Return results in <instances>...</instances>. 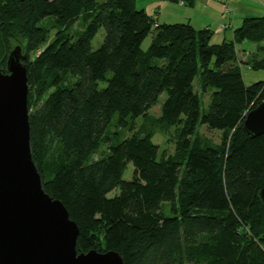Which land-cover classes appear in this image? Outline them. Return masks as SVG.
I'll return each instance as SVG.
<instances>
[{
    "label": "trees",
    "instance_id": "obj_1",
    "mask_svg": "<svg viewBox=\"0 0 264 264\" xmlns=\"http://www.w3.org/2000/svg\"><path fill=\"white\" fill-rule=\"evenodd\" d=\"M213 36L159 24L137 0H0V67L7 73L13 43L24 44L32 158L45 192L79 227L78 253L116 251L124 264H264V134L244 129L264 82L246 85L241 69L264 70V16L245 18L231 42ZM244 42L258 48L240 62ZM140 117L149 126L137 128ZM161 128H175L171 154L154 142Z\"/></svg>",
    "mask_w": 264,
    "mask_h": 264
},
{
    "label": "water",
    "instance_id": "obj_2",
    "mask_svg": "<svg viewBox=\"0 0 264 264\" xmlns=\"http://www.w3.org/2000/svg\"><path fill=\"white\" fill-rule=\"evenodd\" d=\"M26 61L17 47L7 73L0 67V264H124L116 251L78 253V225L43 189L31 153ZM244 129L264 134V102ZM260 197L264 203V188Z\"/></svg>",
    "mask_w": 264,
    "mask_h": 264
},
{
    "label": "crops",
    "instance_id": "obj_3",
    "mask_svg": "<svg viewBox=\"0 0 264 264\" xmlns=\"http://www.w3.org/2000/svg\"><path fill=\"white\" fill-rule=\"evenodd\" d=\"M137 2L141 5L140 9H144L159 24L180 21L190 23L198 30L211 29L214 32L212 43L214 39L218 43L233 41L235 30L245 18L264 16V0H196L192 7L165 0ZM227 8L231 10L230 14L226 13Z\"/></svg>",
    "mask_w": 264,
    "mask_h": 264
},
{
    "label": "rangeland",
    "instance_id": "obj_4",
    "mask_svg": "<svg viewBox=\"0 0 264 264\" xmlns=\"http://www.w3.org/2000/svg\"><path fill=\"white\" fill-rule=\"evenodd\" d=\"M97 2H105L107 0H96ZM143 1V0H141ZM138 3V2H137ZM173 5V4H172ZM141 5H137V7L140 9ZM174 6V5H173ZM142 9V8H141ZM181 17V16H179ZM178 20V19H177ZM180 21H172L171 24H179ZM182 24V23H180ZM75 32L80 31V27L76 26L74 27ZM105 36V31L101 30L97 36L92 41V48L94 50L98 49L100 45L103 42ZM152 37L149 36L143 43L142 48L143 50H147L151 44ZM217 42V43H215ZM214 44H220L216 39H214ZM17 47H21L23 56H27L26 51L24 50V44H14L12 46L11 52L15 50ZM258 48V44L256 43H250V42H244L242 46L238 47V57L240 62H243L244 60H248L250 58L251 54L255 52ZM10 52V53H11ZM10 53L8 57L6 58V67H7V61L10 56ZM1 64V61H0ZM241 64V63H240ZM242 69V75L243 79L246 85L250 86L258 82H264V70H252L250 67H248L246 64H241ZM105 84H100V87H104ZM211 92L208 93V96H203V102L201 105L202 112L208 107L209 105V99H210ZM167 95L162 94L159 100V103L150 110L149 114L153 117H160L161 116V106L163 102L166 100ZM150 124V119L146 117H140L137 120V128H140L142 125H148ZM175 132V128H172L170 131H163V129H158L157 133L154 137V142L159 147L160 152H167L168 154H171L175 151L174 142L172 139V136ZM199 133L205 137H208L213 140L216 144H219L222 141V132L219 130H212L209 129L206 126H200L199 127ZM133 177V167L131 164L128 165L127 170L124 175V179L127 181H130ZM120 190L116 189L112 193H110L109 197H114L115 195L119 194Z\"/></svg>",
    "mask_w": 264,
    "mask_h": 264
},
{
    "label": "built area",
    "instance_id": "obj_5",
    "mask_svg": "<svg viewBox=\"0 0 264 264\" xmlns=\"http://www.w3.org/2000/svg\"><path fill=\"white\" fill-rule=\"evenodd\" d=\"M231 10H229V8L226 9V13L230 14Z\"/></svg>",
    "mask_w": 264,
    "mask_h": 264
},
{
    "label": "flooded vegetation",
    "instance_id": "obj_6",
    "mask_svg": "<svg viewBox=\"0 0 264 264\" xmlns=\"http://www.w3.org/2000/svg\"><path fill=\"white\" fill-rule=\"evenodd\" d=\"M22 54H23V52H22Z\"/></svg>",
    "mask_w": 264,
    "mask_h": 264
}]
</instances>
